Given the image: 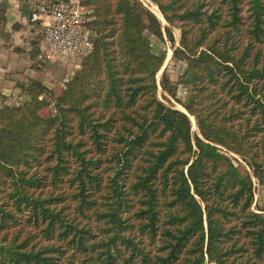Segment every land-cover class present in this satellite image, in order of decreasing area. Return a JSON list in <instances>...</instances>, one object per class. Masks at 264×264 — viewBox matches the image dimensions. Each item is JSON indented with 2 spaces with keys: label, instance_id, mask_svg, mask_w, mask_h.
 <instances>
[{
  "label": "trees",
  "instance_id": "trees-1",
  "mask_svg": "<svg viewBox=\"0 0 264 264\" xmlns=\"http://www.w3.org/2000/svg\"><path fill=\"white\" fill-rule=\"evenodd\" d=\"M151 1L167 25L85 0L92 49L54 109L37 81L0 108V264H264V0ZM173 27L189 96L161 90L188 114L157 96Z\"/></svg>",
  "mask_w": 264,
  "mask_h": 264
},
{
  "label": "rangeland",
  "instance_id": "rangeland-1",
  "mask_svg": "<svg viewBox=\"0 0 264 264\" xmlns=\"http://www.w3.org/2000/svg\"><path fill=\"white\" fill-rule=\"evenodd\" d=\"M21 1L26 3L28 6L27 8L29 9V11H31L30 9H32L33 7H35L36 5H38L40 2H42L44 0H39V1L38 0H32L33 2H35L33 4H32V1L30 2L29 0H0V32L2 30H4V28H5V26H4L5 13H6L7 8L10 6L9 3L10 4H12V2L19 3ZM45 1H47V0H45ZM140 1L149 10H151L157 17H158V15L156 13H158L161 16L162 19L159 17L158 18L160 19V21L161 20L163 21V22L161 21L162 25H167L166 21L163 19L161 13L158 10V7L156 6V4H154V2H152L151 0H140ZM83 3L86 4L85 0H83ZM86 5H89V4H86ZM29 6H30V8H29ZM31 6H33V7L31 8ZM177 32H178V34H177ZM172 33H173V38H174L173 42L168 41L166 39V37L162 41L152 38L151 39V41H152L151 46H152L153 52L165 53L164 64L156 75V80H157L158 87H159L158 92H157V96L165 104L172 105L173 107L180 109L179 106H181V105L179 103H177L176 101H174L166 93H164L161 90V84H160V81L162 79V74L164 73L166 75V77L168 78L170 84L177 88V90H176L177 91V97L181 101H185L187 99V97L189 96L190 87L181 83L182 73L186 67V63L184 61H179V60L172 57L173 49L175 46L178 45V42L180 39V29L173 27ZM40 35L42 37V28H41V32L38 34V37L36 38L37 39L36 42H33L31 50L27 51L28 55H26L27 63H29L30 69L33 72L32 75L31 76L25 75L24 77H21V79H20V75H19V77H17L19 79H17V78L14 79L13 73L10 72V73H7V75H5L3 78V82H2L3 84H7L8 82L18 83V86L16 89H18L17 94L20 95V98L16 99V100H12V102L8 105H16L18 103H21V102L29 99V97L25 91V88L34 84L35 81H37L39 83V85L43 87V92H42L41 97H44L49 102H52L53 96L59 94L61 92V90L65 87V84L74 75H76L81 68L82 57L70 58V59H64V60L62 59L61 60V59H58L55 57H48L45 54H43V52H41V50H40V45L36 46V43L38 42ZM94 35L95 34H94L93 29H92V37H94ZM167 52H169V53H167ZM0 65H1V63H0ZM41 76H43V77L41 78ZM0 84H1V81H0ZM49 92H51L52 95H50ZM164 98L168 99L170 102H168ZM53 109H54V106H53V102H52V103H50L49 107L44 108L40 112L43 115H46L50 110H53ZM180 110L185 111L182 109H180ZM189 118H190V116H189ZM195 124H196V121H195ZM191 131L193 133H197L198 132L197 125L194 128L192 126V123H191ZM233 156H235V155H233ZM239 161H240V159H239ZM242 166L245 167L244 163H242ZM247 170L251 174V179H252L253 187H254V198H253V203L251 205V209L256 210L258 212L259 210H257V209H261L264 206V187H262L258 183L256 176L252 175V172L248 168H247Z\"/></svg>",
  "mask_w": 264,
  "mask_h": 264
},
{
  "label": "built area",
  "instance_id": "built-area-1",
  "mask_svg": "<svg viewBox=\"0 0 264 264\" xmlns=\"http://www.w3.org/2000/svg\"><path fill=\"white\" fill-rule=\"evenodd\" d=\"M92 10L83 0H47L30 12L29 21L42 28L40 50L48 57H83L92 49Z\"/></svg>",
  "mask_w": 264,
  "mask_h": 264
},
{
  "label": "crops",
  "instance_id": "crops-1",
  "mask_svg": "<svg viewBox=\"0 0 264 264\" xmlns=\"http://www.w3.org/2000/svg\"><path fill=\"white\" fill-rule=\"evenodd\" d=\"M29 1L31 2L32 0ZM33 3L35 2L32 1ZM9 5L5 13V28L0 32V108L10 104L12 100L20 98V95L17 94L18 89H16L18 83L8 82L3 84V78L10 72L13 73L14 79L19 77V75L20 79L25 75H32L33 72L29 63H27L26 55H28L27 51L31 50L33 42H36V38L41 32L39 23H31L29 21L31 11L27 8L26 3L22 1L19 3L12 2ZM40 43L41 35L36 46L40 45Z\"/></svg>",
  "mask_w": 264,
  "mask_h": 264
},
{
  "label": "bare ground",
  "instance_id": "bare-ground-1",
  "mask_svg": "<svg viewBox=\"0 0 264 264\" xmlns=\"http://www.w3.org/2000/svg\"><path fill=\"white\" fill-rule=\"evenodd\" d=\"M152 9V8H151ZM153 10V9H152ZM157 15H158V17L159 18H161V16L158 14V13H156ZM162 19V18H161ZM162 21V20H161ZM163 22V21H162ZM177 34H178V32H177ZM171 52V51H170ZM167 53H169V52H167ZM179 108L180 109H182V110H184V108L183 107H181V106H179ZM190 120H191V123H192V126L195 128L196 127V124H195V119H194V117L193 116H190Z\"/></svg>",
  "mask_w": 264,
  "mask_h": 264
},
{
  "label": "water",
  "instance_id": "water-1",
  "mask_svg": "<svg viewBox=\"0 0 264 264\" xmlns=\"http://www.w3.org/2000/svg\"><path fill=\"white\" fill-rule=\"evenodd\" d=\"M186 114H188L186 111H184Z\"/></svg>",
  "mask_w": 264,
  "mask_h": 264
}]
</instances>
